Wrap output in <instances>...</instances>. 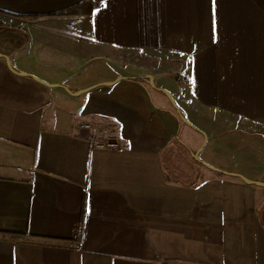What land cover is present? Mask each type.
<instances>
[{"label":"crops","instance_id":"0c3cea01","mask_svg":"<svg viewBox=\"0 0 264 264\" xmlns=\"http://www.w3.org/2000/svg\"><path fill=\"white\" fill-rule=\"evenodd\" d=\"M0 11V264H264V0Z\"/></svg>","mask_w":264,"mask_h":264},{"label":"rangeland","instance_id":"374dc122","mask_svg":"<svg viewBox=\"0 0 264 264\" xmlns=\"http://www.w3.org/2000/svg\"><path fill=\"white\" fill-rule=\"evenodd\" d=\"M107 68H104L102 65H101V69H102V73L104 72V73H106V74H111V71H115V72H117V73H119V74H121L119 71H118V67H114L113 66V64H110V63H108V65L106 64L105 65ZM131 66V72L133 73V74H135V75H137V74H141L140 72H142V74L144 73V74H151L152 72H156L154 69H152V68H149V67H147V68H145L144 70H141L140 69V67H139V69H138V64H136V63H134V64H131L130 65ZM142 68H144V66L142 67ZM153 74H156V73H153ZM122 75H123V73H122ZM169 83L171 84V80L169 81ZM169 83H167L168 84V88H170V90H172V88H171V86L169 85ZM170 93H171V91H169ZM172 94V93H171ZM156 95H158V94H156L155 92H153V94H152V96H153V99H156ZM164 97V96H163ZM165 98V97H164ZM174 100H175V103L177 102L176 101V99H175V97H174ZM162 102H164V105L166 106V107H160L161 109H163V110H168V111H171V112H173V113H176V111L174 110V108L173 107H169L168 105H167V103L163 100ZM176 105V104H175ZM168 106V107H167ZM177 109H178V107H177ZM179 109H181L182 110V108L181 107H179ZM195 112H197V113H199L198 111H195ZM200 114V113H199ZM201 115V114H200ZM185 117H186V119L188 120V122H190L191 123V125H192V123H194V121L192 120V119H190L189 118V116L187 115H185ZM198 128H201V129H203L204 131H205V129L203 128V127H201V126H199V124H197V123H194ZM182 127V126H181ZM183 129V132L181 133V137H179V141L180 142H182L184 145H186L185 144V142H188L189 140L190 141H192L193 142V149H189V148H187V147H183L182 145H181V143L179 144V145H176L175 143H176V138H175V136H173L172 137V139H171V143H170V146H173L174 147V149L176 150V151H178V155H179V158H178V163H179V167H191L192 166V162H191V154L192 153H194L195 151H196V149L199 147V143H200V139H199V137L198 136H196V135H194V134H190L191 132H189V130L187 129V128H182ZM234 132L233 133H227V134H221V138H224L225 140H223V143L225 144L227 141H229L230 139H232V138H234V139H241V140H244L245 138H243L242 137V130H241V128H239V127H236L235 126V129L233 130ZM238 132H240V133H238ZM175 135V134H174ZM247 135V134H246ZM205 136H206V138H204L203 137V139H202V141H203V145L205 146V144L208 142V139H207V137L208 136H210L211 137V135H209V134H205ZM176 137H177V135H176ZM230 137H232V138H230ZM238 141V140H237ZM209 143H211V140L209 141ZM235 149V146L233 145V150ZM232 150V151H233ZM231 151V152H232ZM226 158H229L228 156H226ZM225 158V159H226ZM201 159L202 160H204V154H202L201 155ZM227 160V159H226ZM230 160H231V162H234V160L233 159H229V161L227 162V163H224V161L223 162H221V163H223V165H225V164H227L226 166H227V168H228V165L230 164ZM222 165V166H223ZM194 167V166H193ZM196 167V170L199 172V174H200V176H199V178L200 179H206L208 176H209V174L207 173V172H204V170H203V168L201 167V166H198V165H196L195 166ZM194 167V168H195ZM197 177V176H196ZM200 179H198V181H200Z\"/></svg>","mask_w":264,"mask_h":264},{"label":"trees","instance_id":"16d2710c","mask_svg":"<svg viewBox=\"0 0 264 264\" xmlns=\"http://www.w3.org/2000/svg\"><path fill=\"white\" fill-rule=\"evenodd\" d=\"M83 6H84V4H81V5L79 4V5H77V6L73 7V8L67 9L66 11L60 13L59 15L60 16H75V15H81L82 13L80 12L79 9L81 7H83ZM0 12H2V11H0ZM2 13L8 15L5 12H2ZM6 236H9V238L14 239V240L21 239V238L24 237L23 235H20V234H9V235L6 234Z\"/></svg>","mask_w":264,"mask_h":264},{"label":"built area","instance_id":"2783aa9c","mask_svg":"<svg viewBox=\"0 0 264 264\" xmlns=\"http://www.w3.org/2000/svg\"><path fill=\"white\" fill-rule=\"evenodd\" d=\"M83 128L84 129H90V126L87 124H84ZM96 148H98V149H116L117 143L111 139H108L103 143L96 144Z\"/></svg>","mask_w":264,"mask_h":264},{"label":"water","instance_id":"95a60500","mask_svg":"<svg viewBox=\"0 0 264 264\" xmlns=\"http://www.w3.org/2000/svg\"><path fill=\"white\" fill-rule=\"evenodd\" d=\"M164 93H165V95L169 98V100H170V102L173 104V106L175 107V103H174V101H173V99H172V97H171V95L167 92V91H165V90H162ZM177 107H175V109H176ZM182 121L184 122V123H186L187 125H189V123L182 117ZM207 168H209V169H211V170H215V171H217L216 169H213L212 167H210L209 165H206V164H204ZM235 176H237V177H239L240 179H242L243 181H245L246 183H249V184H253V185H256V186H260V187H264V184H261V183H251V182H249L248 180H246V179H244L243 177H241V176H238V175H235Z\"/></svg>","mask_w":264,"mask_h":264}]
</instances>
